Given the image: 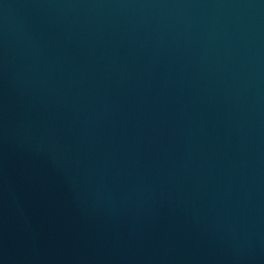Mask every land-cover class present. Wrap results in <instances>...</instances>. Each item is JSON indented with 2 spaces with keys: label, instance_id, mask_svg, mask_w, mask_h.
Segmentation results:
<instances>
[{
  "label": "water",
  "instance_id": "1",
  "mask_svg": "<svg viewBox=\"0 0 264 264\" xmlns=\"http://www.w3.org/2000/svg\"><path fill=\"white\" fill-rule=\"evenodd\" d=\"M0 264H264V0H0Z\"/></svg>",
  "mask_w": 264,
  "mask_h": 264
}]
</instances>
